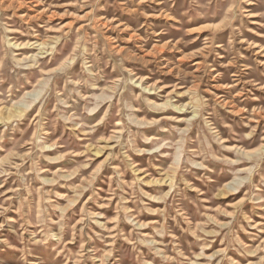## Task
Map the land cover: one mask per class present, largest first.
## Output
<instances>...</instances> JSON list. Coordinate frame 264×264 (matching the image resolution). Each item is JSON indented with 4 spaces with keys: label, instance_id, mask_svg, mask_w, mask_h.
<instances>
[{
    "label": "rangeland",
    "instance_id": "rangeland-1",
    "mask_svg": "<svg viewBox=\"0 0 264 264\" xmlns=\"http://www.w3.org/2000/svg\"><path fill=\"white\" fill-rule=\"evenodd\" d=\"M0 264H264V0H0Z\"/></svg>",
    "mask_w": 264,
    "mask_h": 264
},
{
    "label": "bare ground",
    "instance_id": "bare-ground-1",
    "mask_svg": "<svg viewBox=\"0 0 264 264\" xmlns=\"http://www.w3.org/2000/svg\"><path fill=\"white\" fill-rule=\"evenodd\" d=\"M35 91H36V90H35ZM30 93H31V92H30ZM33 93H34V92H33ZM25 94H26V93H25ZM25 94H24V95H25ZM26 96H27V95H26ZM140 125H141V124H140ZM180 143H181V142H180ZM178 146H179V145H178ZM247 147H248V146H247ZM173 155H174V154H173ZM177 155L179 156V154H177Z\"/></svg>",
    "mask_w": 264,
    "mask_h": 264
}]
</instances>
